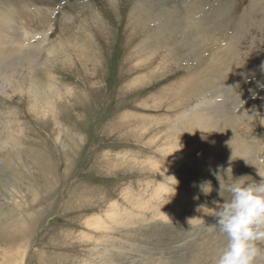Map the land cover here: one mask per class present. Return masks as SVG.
<instances>
[{
    "label": "rangeland",
    "instance_id": "rangeland-1",
    "mask_svg": "<svg viewBox=\"0 0 264 264\" xmlns=\"http://www.w3.org/2000/svg\"><path fill=\"white\" fill-rule=\"evenodd\" d=\"M0 21L18 40L0 81L31 73L64 93L56 142L25 95L0 92V264H214L220 182L264 177V0H0ZM21 42L35 49L20 57ZM204 101L195 127L182 115Z\"/></svg>",
    "mask_w": 264,
    "mask_h": 264
},
{
    "label": "bare ground",
    "instance_id": "bare-ground-1",
    "mask_svg": "<svg viewBox=\"0 0 264 264\" xmlns=\"http://www.w3.org/2000/svg\"><path fill=\"white\" fill-rule=\"evenodd\" d=\"M146 18H148V15L145 14ZM184 17V22L181 21V18L180 16L178 15L176 18H175V22L177 23V25H180L181 27H184V29L186 30L185 32L187 33V35L191 36V38L188 36L189 38V42L191 43V46L189 48V52L191 54H193L196 50V46H197V42H198V39H195L194 38V35H195V31H194V26H192L191 23L188 22V20L186 19L185 16ZM33 19H31V23L32 24H39V20H36V16L32 17ZM166 20L168 21V18H162L161 17L159 18L158 22L160 24V28L164 31L166 28V26L170 23H167ZM5 24L8 25V23H4V21H0V35L1 34H4V30L3 29H13V27H10L8 25V28L5 27ZM172 27H175V25H171ZM136 28V27H135ZM176 28V27H175ZM197 28V27H196ZM14 32V31H13ZM168 32V31H167ZM203 33V32H202ZM10 34H16V33H10ZM25 36V35H24ZM201 39H203L202 37H200ZM25 39V38H24ZM17 39L16 38H13L12 40H10L8 43H4V41L1 40L0 38V53H3L1 51V48L3 46L6 45V48L5 50H9V48L7 47H10L11 44H16L17 43ZM24 41V40H23ZM201 42V41H200ZM23 42L20 43V45L17 46L18 50L21 51L19 48H21V45H22ZM194 45V46H192ZM35 48L32 47V48H27L25 49L26 51H21L19 52L18 51V56L22 57L23 55H25L26 53H31V51H33ZM51 53V52H50ZM49 53V54H50ZM52 54V53H51ZM64 54V53H63ZM9 58V57H8ZM86 58V57H85ZM10 59V58H9ZM12 59V58H11ZM26 59V58H25ZM85 60V61H84ZM22 61V60H21ZM60 61V60H59ZM79 61L81 63V67L83 68V70H86L85 68L87 67L86 65V62H91V64L93 63L91 59H84V57H79ZM147 63V62H146ZM212 66H216V63H211ZM222 64H219L218 65V68L221 66ZM165 69V68H164ZM163 69V70H164ZM165 71V70H164ZM166 72V71H165ZM209 77L211 76V78H208L209 80H213L214 76H216L218 73H220L217 69V72L214 73V70L210 69V68H207L206 71H205ZM212 72V73H210ZM85 73V71H84ZM154 74H156V72H153ZM161 74V73H160ZM222 74V73H220ZM14 71H11V73L9 74L8 76V79L7 80H4V81H0V92L1 94L5 95V96H9V97H15L16 99L17 98H20L22 96H26L27 98V102L26 104L28 105V109H30L31 111L34 112L33 116L35 117V119L43 126L49 124L51 125L50 123L53 124V128L52 130H55L57 131V136L55 137V141L56 142H60V136H61V131L59 130V126H60V122L58 121V118L56 117V110H57V104L58 103H61V99H63V96H64V93L61 92L60 88L54 84V83H50V82H42L39 78L37 79L36 75L35 74H26L22 77L19 78H15L14 77ZM226 75V74H225ZM38 76V75H37ZM152 76V75H151ZM190 81L188 83H190L193 78L189 79ZM180 89L177 93L178 94H181L183 92H186L187 94V91L189 88H187V83H186V80L182 81L181 84L178 85V88L176 90ZM176 93V94H177ZM71 94V93H70ZM78 97V96H77ZM75 97V99H79ZM175 97V95H174ZM183 97L179 98L178 100H180L179 102H181V99ZM70 100V99H68ZM202 100H204V98H202ZM186 102V101H185ZM185 102H182V103H185ZM202 102V101H201ZM198 103V105H194L193 107L189 108L188 111H184L183 115L184 117H187V116H191V118L194 119L193 124L195 127H197L199 124V121L198 119H200L202 116H204V114H202L200 117L195 115V113L197 111H200V107H198L199 105H205L206 106V101H204L203 103ZM74 103H76V100H74ZM71 105V104H70ZM195 108V109H194ZM201 108H203L201 106ZM203 111H206V108L204 107L203 108ZM189 114H187V113ZM191 113V114H190ZM180 114V113H179ZM178 114V115H179ZM181 115V114H180ZM179 115V116H180ZM193 116V117H192ZM47 117H50V121L47 122L48 120H45V118ZM171 118V117H170ZM176 118V116H175ZM189 119V118H188ZM178 120V119H177ZM182 120V119H181ZM167 121V120H166ZM187 121V120H186ZM190 121V120H188ZM176 123V122H175ZM184 123H185V120H184ZM191 123V122H190ZM55 126V127H54ZM172 128V127H170ZM58 129V130H57ZM173 129V128H172ZM162 133V132H161ZM160 134V132H159ZM171 134V133H170ZM158 135V134H157ZM169 136V134L167 135ZM175 136V135H174ZM179 136V135H178ZM172 138V137H171ZM176 138V136L174 137ZM174 138H172L173 142L174 141ZM179 138V137H177ZM182 138V137H181ZM154 139V138H153ZM180 140H183V139H180ZM149 141V140H148ZM169 146L166 148V149H162L161 152H162V155H167V154H170L172 152V150L175 149V145L171 142V139L169 140ZM178 141V139L176 140ZM176 143V142H175ZM179 143V141H178ZM177 143V145H178ZM4 145V144H3ZM166 145H168V143H166ZM165 145V146H166ZM9 148L8 151H9V155H12L13 153V149H11L10 147H7ZM174 148V149H173ZM176 150V149H175ZM19 156V155H18ZM7 158H11V157H7ZM13 160V159H11ZM189 162H192V161H189ZM193 162L195 163L196 161L193 160ZM192 162V163H193ZM147 168L148 169H152V171H156V172H159V173H164L166 172V168H158V164L155 163V162H149L147 165ZM143 168V167H142ZM12 182H14L12 180ZM10 188H14V185L13 183L10 184ZM14 213H13V210L10 211V213H6V214H3V220L2 222L4 223V221L7 223L8 220L11 221V216H13ZM13 219V218H12ZM13 221V220H12ZM15 222V221H13ZM13 224V223H11ZM10 224V225H11ZM12 226V225H11ZM8 227V226H7ZM9 228L11 229L12 227L9 226ZM7 228V229H9Z\"/></svg>",
    "mask_w": 264,
    "mask_h": 264
},
{
    "label": "clouds",
    "instance_id": "clouds-1",
    "mask_svg": "<svg viewBox=\"0 0 264 264\" xmlns=\"http://www.w3.org/2000/svg\"><path fill=\"white\" fill-rule=\"evenodd\" d=\"M235 178L227 185L220 182L219 195L228 192L216 209L214 227L226 236V245L219 251L214 264H256L262 250L257 242L264 241V177L259 182ZM204 183L202 191L205 193Z\"/></svg>",
    "mask_w": 264,
    "mask_h": 264
}]
</instances>
